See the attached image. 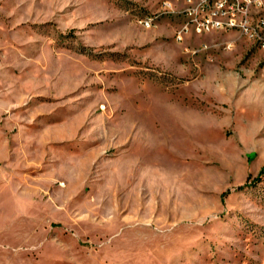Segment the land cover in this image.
<instances>
[{"label": "rangeland", "instance_id": "rangeland-1", "mask_svg": "<svg viewBox=\"0 0 264 264\" xmlns=\"http://www.w3.org/2000/svg\"><path fill=\"white\" fill-rule=\"evenodd\" d=\"M162 1L0 0V264H264V51Z\"/></svg>", "mask_w": 264, "mask_h": 264}, {"label": "built area", "instance_id": "built-area-1", "mask_svg": "<svg viewBox=\"0 0 264 264\" xmlns=\"http://www.w3.org/2000/svg\"><path fill=\"white\" fill-rule=\"evenodd\" d=\"M162 11L181 13L183 23L176 31L178 42H183L186 37L201 36V29H210L211 34L237 33L245 39L249 32H258V39L264 36V24L260 20L264 0H163ZM140 22L153 24V16ZM201 48L207 50L209 44L202 43Z\"/></svg>", "mask_w": 264, "mask_h": 264}, {"label": "bare ground", "instance_id": "bare-ground-1", "mask_svg": "<svg viewBox=\"0 0 264 264\" xmlns=\"http://www.w3.org/2000/svg\"><path fill=\"white\" fill-rule=\"evenodd\" d=\"M208 1L209 2H217V0H208ZM260 20H262V22L264 24V12H260ZM154 22H155V20H154ZM141 24L144 28H152L154 26L153 24H146L144 22H141ZM208 33H211L210 29H201V34H208ZM225 33H229V32H225ZM176 39H177V35H176ZM246 40L249 41L250 43H252L254 46H256L259 49L264 51V36H260V38L258 39V32L247 33V39Z\"/></svg>", "mask_w": 264, "mask_h": 264}, {"label": "trees", "instance_id": "trees-1", "mask_svg": "<svg viewBox=\"0 0 264 264\" xmlns=\"http://www.w3.org/2000/svg\"><path fill=\"white\" fill-rule=\"evenodd\" d=\"M262 174H264V169H263L262 172H261V175H262Z\"/></svg>", "mask_w": 264, "mask_h": 264}]
</instances>
